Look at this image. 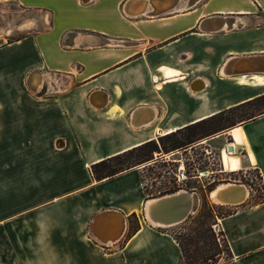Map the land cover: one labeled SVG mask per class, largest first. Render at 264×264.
<instances>
[{
	"label": "crops",
	"instance_id": "obj_1",
	"mask_svg": "<svg viewBox=\"0 0 264 264\" xmlns=\"http://www.w3.org/2000/svg\"><path fill=\"white\" fill-rule=\"evenodd\" d=\"M124 1L0 0L16 7L0 10V200L15 207L0 224L29 217L31 237L43 239L38 264H185L169 230L146 218L140 166L95 180L89 165L264 92L222 72L233 57L264 54V0L134 16ZM211 17L236 20L201 28ZM137 109L152 118L133 125ZM204 142L264 185V113ZM235 207L218 219L231 252L221 264H264V199Z\"/></svg>",
	"mask_w": 264,
	"mask_h": 264
},
{
	"label": "rangeland",
	"instance_id": "obj_2",
	"mask_svg": "<svg viewBox=\"0 0 264 264\" xmlns=\"http://www.w3.org/2000/svg\"><path fill=\"white\" fill-rule=\"evenodd\" d=\"M183 5H185V0H182L180 4V6ZM1 9L13 12L16 7L13 3H1ZM217 133L208 137L214 136ZM204 139L195 143L192 147L185 149H176L167 153L154 152L153 158L150 161L135 165L140 166L139 168L142 170L141 180L146 187V192L150 194L147 199L176 192L180 189L189 190V188H195L198 193L199 202L194 212L190 213L188 217L193 215L197 210H202L207 205H212L214 207L213 213L217 214L218 219H220L219 216L226 210L236 208V204L218 203L211 198L210 191L220 183L236 182L245 185L248 195L244 201L238 203V206H244L264 199V185L258 170L254 168L235 171L228 170L224 167L222 161L220 162L218 159L214 148H211L207 144L208 142H204ZM179 163L183 164L186 172V179L181 184L175 183L172 174ZM171 186H175L176 189L171 192L158 193L159 189ZM38 192L39 196H44L47 191ZM26 194L24 193V195ZM2 201L0 200V214L3 212V209L8 211L15 210V207L4 206ZM21 208L27 207L23 206ZM188 217L177 224L167 226L166 229L172 234L189 232L195 227V224ZM213 227L216 231L220 229L217 225ZM0 229H6L7 233L22 230L28 234L27 237H5L0 230V252H2L0 253V264H16V262L19 264H38V261H35L38 254L34 252L37 251L35 247L39 245L38 241H42L43 239L31 237L28 216L22 218L19 225H15L13 221L0 224ZM13 248H17L18 255L13 254Z\"/></svg>",
	"mask_w": 264,
	"mask_h": 264
},
{
	"label": "trees",
	"instance_id": "obj_3",
	"mask_svg": "<svg viewBox=\"0 0 264 264\" xmlns=\"http://www.w3.org/2000/svg\"><path fill=\"white\" fill-rule=\"evenodd\" d=\"M262 113H264V92L240 104L157 136L155 139L100 159L90 164V174L95 180L113 176L135 165L150 161L154 152L167 153L192 147L205 137ZM144 188L146 191L145 186ZM175 189V186L163 187L158 190V193L171 192ZM234 209L226 210L219 217L233 213ZM213 211L212 205L197 210L193 215L187 216L194 222V228L186 233H171L181 250L185 264H221L231 257L223 231L221 229L216 231L213 227L218 224L217 214Z\"/></svg>",
	"mask_w": 264,
	"mask_h": 264
},
{
	"label": "bare ground",
	"instance_id": "obj_4",
	"mask_svg": "<svg viewBox=\"0 0 264 264\" xmlns=\"http://www.w3.org/2000/svg\"><path fill=\"white\" fill-rule=\"evenodd\" d=\"M198 0H185L188 5L195 3ZM182 0H125L122 4V9L124 13L128 15H142L145 13L150 14H158L169 9H176L180 7ZM181 8V7H180ZM236 19L230 20L227 17H211L206 18L203 22L200 23L201 28L207 30H216L221 27H227L234 25L233 22ZM236 24V23H235ZM247 56V57H246ZM246 56L241 57H233L229 59L225 66L222 68V72L225 74H235V79L240 83H250L255 85L264 86V54H249ZM170 70H167L166 73H170ZM31 86L33 88H37L39 84V80L37 78L31 79ZM197 87H201L203 83H196ZM203 87V86H202ZM106 102V96L103 94L98 101L94 104L97 106H101ZM143 112H146L144 109H137L133 113V125L142 124L144 122L149 121L152 118L153 112L147 113L144 116ZM236 159L231 156L226 155L223 153L222 163L225 168L228 170L236 169ZM232 184L220 183L215 186L210 191L211 198L218 203H224L225 200L223 197L222 189L226 187H230ZM240 188H242L244 195L247 194V189L243 187L240 183ZM239 188V187H238ZM187 197L185 191H177L172 192L164 195H160L158 197L151 198V200H147L146 202V218L149 222L153 223L154 225L167 227L168 225L177 224L183 221L189 214V203L186 202L183 206L175 207V209H179L181 207L187 208V210L179 213L176 210L174 211L171 208V205L175 204L176 202L182 200L183 198ZM155 201H161L160 207H155ZM227 203V202H226ZM162 213V214H159ZM161 215V216H160ZM163 215V216H162ZM168 219V220H167ZM123 218L121 219L120 225L116 228L115 233L112 238H118L123 230ZM171 221V222H170ZM170 222V223H168ZM171 224V225H172Z\"/></svg>",
	"mask_w": 264,
	"mask_h": 264
},
{
	"label": "water",
	"instance_id": "obj_5",
	"mask_svg": "<svg viewBox=\"0 0 264 264\" xmlns=\"http://www.w3.org/2000/svg\"><path fill=\"white\" fill-rule=\"evenodd\" d=\"M206 18H204L203 20H202V22L205 20ZM247 57V56H246ZM135 112V111H134ZM133 112V113H134ZM227 149L228 150H231V147L230 146H228L227 147ZM229 184H232L230 187H226L225 189H222L221 190V192H223L224 194H223V198L225 199V200H223V204H238V203H241L242 201H244V199L246 198V195H244V193H243V190H242V188H240V183H236V182H228ZM241 185H243V184H241ZM239 187V188H238ZM243 187L244 188H246L244 185H243ZM247 189V188H246ZM248 191V190H247ZM186 194H187V197H185V198H183L182 200H180V201H178V202H176L175 204H173V205H171V208H173V210L175 211H177V212H179V213H181V212H183V211H185V210H187V208H185V207H181V208H179L178 210L177 209H175V207H179V206H183L184 204H186V202H188L189 203V210L188 211H190V213H192L194 210H195V208L197 207V199H196V197L195 196H192V195H190L188 192H186ZM156 203L154 204L155 205V207L157 208L159 205H160V202L161 201H155ZM227 202V203H226ZM160 207V206H159ZM159 214H162V213H159ZM161 216V215H160ZM163 216V215H162ZM95 219H97V217L95 218ZM168 220V219H167ZM171 222V221H170ZM170 222H168V223H170ZM171 224H172V222H171ZM168 225V226H172V225ZM99 240V239H98ZM101 241V240H100ZM108 241H113V239H107V240H102L101 242H108Z\"/></svg>",
	"mask_w": 264,
	"mask_h": 264
},
{
	"label": "built area",
	"instance_id": "obj_6",
	"mask_svg": "<svg viewBox=\"0 0 264 264\" xmlns=\"http://www.w3.org/2000/svg\"><path fill=\"white\" fill-rule=\"evenodd\" d=\"M173 174V178H174V181L175 183L177 184H181L185 179H186V172H185V168L183 166L182 163H179L175 170L172 172ZM242 184V183H241ZM244 185V184H243ZM245 186V185H244ZM178 191H185V192H188L190 195L192 196H195L196 199H197V205H198V202H199V197H198V193L197 191L195 190V188H189V190H186V189H180ZM177 192V191H176ZM248 193V192H247ZM247 196V195H246ZM194 212V211H193ZM106 243V242H105Z\"/></svg>",
	"mask_w": 264,
	"mask_h": 264
}]
</instances>
